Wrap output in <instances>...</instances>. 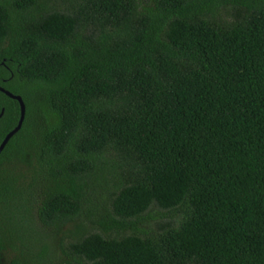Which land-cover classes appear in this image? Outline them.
Masks as SVG:
<instances>
[{"label":"trees","instance_id":"1","mask_svg":"<svg viewBox=\"0 0 264 264\" xmlns=\"http://www.w3.org/2000/svg\"><path fill=\"white\" fill-rule=\"evenodd\" d=\"M0 87V264H264V0H0Z\"/></svg>","mask_w":264,"mask_h":264},{"label":"water","instance_id":"2","mask_svg":"<svg viewBox=\"0 0 264 264\" xmlns=\"http://www.w3.org/2000/svg\"><path fill=\"white\" fill-rule=\"evenodd\" d=\"M0 91L5 93L8 97L18 101L20 106H21V120H20V123H19L18 127L6 137V139L4 140L2 145L0 146V155H1L2 152L4 151V149L6 148L7 144L10 142V140L22 129L23 124H24L25 119H26V105H25L24 100L22 99V97L16 96V95L12 94L11 92L3 89L2 87H0Z\"/></svg>","mask_w":264,"mask_h":264},{"label":"rangeland","instance_id":"3","mask_svg":"<svg viewBox=\"0 0 264 264\" xmlns=\"http://www.w3.org/2000/svg\"><path fill=\"white\" fill-rule=\"evenodd\" d=\"M228 18L231 19L232 16L229 15ZM165 214H167V213L161 211L160 209H155V211H154V215H155V216L157 217V219H158V221H156V222H158L159 224H160V223H163V222H169V221L171 220V218H170L169 216L165 215ZM176 219L178 220V219H180V217H177ZM152 224H154V222H153Z\"/></svg>","mask_w":264,"mask_h":264}]
</instances>
